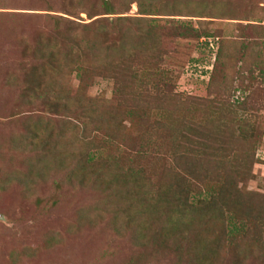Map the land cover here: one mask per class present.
Segmentation results:
<instances>
[{
  "label": "rangeland",
  "instance_id": "obj_1",
  "mask_svg": "<svg viewBox=\"0 0 264 264\" xmlns=\"http://www.w3.org/2000/svg\"><path fill=\"white\" fill-rule=\"evenodd\" d=\"M158 3L126 83L170 86L122 95L80 31L102 0H0V264H264V0Z\"/></svg>",
  "mask_w": 264,
  "mask_h": 264
},
{
  "label": "trees",
  "instance_id": "obj_2",
  "mask_svg": "<svg viewBox=\"0 0 264 264\" xmlns=\"http://www.w3.org/2000/svg\"><path fill=\"white\" fill-rule=\"evenodd\" d=\"M136 2L138 7V17L126 16L130 12L131 3ZM164 3L160 6L158 0H102L100 5V11L96 15H89V20L93 19L91 26L84 25L80 27V31L84 32L85 35H89L93 41V44L86 40V45L95 55H98L97 63L102 60L105 62L110 57L116 58V62H111V64L106 68L105 73H102V77L107 80H111L114 83V91L116 94H124L128 91H144L148 92L161 91L164 90L162 87L165 82L153 79L152 76L149 79H140V84H134V82L126 83L128 74H131L128 69H126L125 54L131 43L140 42L141 38L144 39L150 46L157 45L159 43L157 29H161L160 21L164 20L161 18H156L157 16H173L178 14L177 6H170ZM97 12V11H96ZM169 14V15H164ZM180 22V21H179ZM56 31L59 28V24H55ZM78 27V25H76ZM186 23H179V31L183 30L185 36L188 34L194 35L195 38H199L198 30L195 28L187 27ZM66 33L67 39L73 42V46H79V35L80 33L75 30L69 31L68 28L63 29ZM145 30H148L146 32ZM145 32L147 33L146 35ZM182 34V33H181ZM181 37H184L181 35ZM208 37V36H207ZM81 41V45H82ZM90 44V45H89ZM89 45V46H88ZM96 47L97 49H94ZM35 53H39V57H43L45 54L46 61L49 60V64L54 66V72L59 69L73 68L76 76L79 79L80 91H86L88 83L90 82L89 75L90 70L86 68L87 65L85 61H75L71 56L70 51L66 56L60 55V47L56 40L51 38L49 41H43L36 44ZM98 53V54H97ZM91 53L87 54L89 58ZM119 56V57H118ZM80 59V57H78ZM61 62L63 63L62 65ZM82 65L79 66V64ZM58 65V66H57ZM98 70V69H97ZM95 73V70L93 69ZM99 74V73H98ZM161 71L157 70L153 75H160ZM101 77V75H99ZM168 83H165V87L170 86V80L166 78ZM133 94V93H132ZM122 98V97H121ZM112 114H110L111 116ZM102 119V118H100ZM187 202V201H186ZM204 213V212H203Z\"/></svg>",
  "mask_w": 264,
  "mask_h": 264
}]
</instances>
